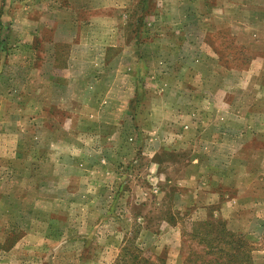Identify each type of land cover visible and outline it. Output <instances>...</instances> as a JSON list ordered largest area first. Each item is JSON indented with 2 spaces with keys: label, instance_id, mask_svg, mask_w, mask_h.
I'll return each mask as SVG.
<instances>
[{
  "label": "rangeland",
  "instance_id": "obj_1",
  "mask_svg": "<svg viewBox=\"0 0 264 264\" xmlns=\"http://www.w3.org/2000/svg\"><path fill=\"white\" fill-rule=\"evenodd\" d=\"M67 4L0 0V264H231L216 254L229 247L215 243L213 233L210 250L194 235L197 221L207 219L203 209L221 196L209 193L205 179L191 178L189 168L193 158L207 157L217 172L225 166L233 181L223 175L230 185L222 189L236 192L226 198L234 205L238 195L263 192L264 181L237 180L257 169L238 140H255L251 115L262 107L257 102L253 111L254 74L244 72L262 54L246 47L232 21L196 25L188 10L173 36V27L167 31L159 20L172 14L165 6L128 0L114 11L116 45L127 57L107 52L101 70L96 63L90 68L102 55L89 54L106 26L87 21L112 11L79 14L92 37L83 46L90 53L81 56L72 47L81 37L62 36L69 21L62 33L58 20L46 23L44 13ZM36 16L46 20L39 28ZM196 27L208 30H198L197 44ZM34 31L41 34L35 41ZM205 41L213 53L201 51ZM118 54L123 68L110 70ZM259 166L264 173V163ZM261 214L264 209L250 205L226 221L242 243L238 264H264V232L252 228ZM243 227L253 232L243 236Z\"/></svg>",
  "mask_w": 264,
  "mask_h": 264
},
{
  "label": "crops",
  "instance_id": "obj_2",
  "mask_svg": "<svg viewBox=\"0 0 264 264\" xmlns=\"http://www.w3.org/2000/svg\"><path fill=\"white\" fill-rule=\"evenodd\" d=\"M66 1H68V4L66 5V7H64V9H59L58 11L53 10L48 13H44L45 16L49 17L48 19L49 21L46 22V20H42L41 18H39V16H36L38 19L37 23L39 24L35 27L39 28L41 23H45V22L50 23V20H54V21L58 20L57 21L58 24L55 28L58 31L61 30V33H62V30L65 31L68 28L65 26L64 22L69 21L70 31L68 32V34L63 33L62 36L81 37L78 41H76L72 45V47L75 52H81V56H82L83 53L84 54L86 52L88 53V51H86L87 49L85 50L83 46L89 45L90 39H92V37L86 36L85 31L83 32L82 22L80 23V21L78 20L79 14H81L82 11L91 10L93 12L98 9L102 10L103 7L108 9L109 12L112 11L111 13L112 15H107V16L101 15V16H95V17L90 16L87 22H89V24L93 26H95L97 23L106 26V28H102L100 30V32L104 34L103 38L105 37H108L110 39L112 37L115 38L118 33L117 31L119 30L118 28L119 24H118V14L116 12L114 13V11L115 9H117L116 7L121 2L124 3L125 1H128V0H65V2ZM156 1H158L159 5L165 6V10L172 12L171 15H167V13H165L163 16L159 15V20L161 21V23L162 22L164 23V25L166 26L165 29H167V31H169V28L173 27L172 34L174 33L173 31L176 32L177 26L178 27L182 26V20L184 19L183 14L187 12L188 10H190L189 11L190 20L192 19L196 23V25L200 21H203L206 23H209L215 20L232 21V25H236V27L238 28L240 38L243 37L245 38V40L248 41L249 44H246V47L250 46V48L251 47L253 48V51H257L258 53L262 54L261 58L256 59L255 61L253 60L249 66V70H246L244 72V75L251 74L252 72L254 74V78H253V84H254L253 94L254 95H252V101H251L255 103V105L253 104V107H254L253 111H255V109H258L256 105L257 102L262 107V112H252V115H251V117L256 121V124L253 127L254 133L256 134L255 140L252 145H250L249 142L246 143L245 142L246 140H243V141L238 140V144L240 145V149H239L240 152L243 150H247V148L248 150H251V152H249L251 154L248 153L246 157L252 161H255L257 169L256 171H254L253 169V175H250L251 173L250 171H248L244 175H240L237 177V180H248V181L253 180V181L259 182L260 184L261 181H264V173L260 172V166H259V165L263 166V163H264V0H198V1L197 0H156ZM199 3L201 4L202 7L200 10L195 11V9L197 8L196 6H198ZM41 11H39L40 14L42 13ZM156 17L158 16L156 15ZM54 21H51V22H54ZM71 21H72V25H71ZM228 25L229 24L227 22V25H224V26L227 27ZM86 27L87 26H85V28ZM221 27L222 28H220L218 31H221V29H225V27L223 26ZM142 28L144 29V26ZM78 29L81 30V33L78 32ZM198 30H201V31L204 30L205 31L204 35L205 33L206 35H208L207 29H201V28L197 29L196 27V29L193 32L196 44H197L196 41L198 37ZM61 33H60V36H61ZM168 34L169 36L172 35L170 32ZM33 35H34L33 36L34 41L37 38L41 37V34L38 33L37 31H34ZM141 36L146 37L144 33H142ZM173 36H175V34H173ZM189 36L190 37L192 36V32L190 33ZM103 38L97 43V45H93L94 52L89 54L90 53L89 51L88 53L91 56L98 54V53L100 54L102 53V55L101 56L99 55L100 57L97 58V62L94 56V60L90 61L91 63L90 68H93L92 63L93 64L96 63L100 65L98 68L101 70L103 68L102 66L105 65L104 59L106 57L107 52L116 53L118 51L119 53V51H122L121 54L127 57L126 52L124 53V49L119 50L118 45H116L117 37L113 39V41H111L110 44H108L109 41L108 42L104 41ZM192 38H191V41L193 42ZM142 41H144V38H142L141 40L142 45H144V42ZM145 42H146V39H145ZM205 42L206 43L203 45V48L201 49V51L206 52L205 54L213 53L215 49L212 47V45L208 41H205ZM71 51L72 50L70 48L69 52ZM82 62H84L83 59H82ZM123 65H124L123 61H120V57L118 54L116 59L113 58L110 61L109 68L110 70H113V69L119 70L120 68H123ZM137 71L139 72V69ZM134 75H135L134 76L135 80L139 79V75H137V72ZM100 83H102L101 80L98 82H95L94 84H92V86L94 87L96 84H100ZM81 84L84 85L83 88H84L85 93H88L86 92V89H87L86 84L84 82ZM135 91H137V89ZM93 92L96 95L93 96L92 99L95 101L100 100L101 96L97 95L98 90L97 89L94 90L93 88ZM110 92L111 91H108L107 93H110ZM239 130H240V133L249 134L248 129L239 128ZM258 134H261V138L263 139V140L262 139L258 140V142L260 141V143L262 140V145L260 144L259 146H257V143H258L257 139L259 138ZM212 162L213 160L211 158L210 160H208V157L206 160L201 159L200 161L198 158H193L190 163V168H189L190 171L193 170V173H192L193 177L191 176V178H194L195 180L205 179L206 182L211 183V185L208 183L212 187L209 193L215 196L218 194L221 196V199L219 200L217 199L216 201L211 202V204H209L205 209H203L207 213V219L209 218L215 219L214 217L217 214L219 216H222V218H219V219H222L224 222H226L227 220H229L228 218L231 217L230 214L233 213V211L239 212L242 209H248L250 205H255L259 207L261 210L264 209V198H263L264 190L263 192L259 190L257 191V193L255 191V193L253 192L250 195L244 194L243 198L238 195L237 196L238 200L236 202L237 205H234L235 203H230V201H228L226 198L229 197V195L231 196V198H234L236 195V192L235 191L226 192L222 188H224V185H226L225 188L228 187L230 185L229 183H231L233 180L229 182L228 171L226 170L224 171V169H227L225 166H222L220 168L222 171L220 170L221 173H219L217 172L218 170L217 166L215 164H212ZM201 168L203 169L202 174H200ZM213 168L216 170V172L213 171L214 170ZM225 174H228V178H227L229 182L228 184L224 183L225 178L223 177V175ZM216 181H221L222 184L220 187H217L218 182ZM262 186H264V184ZM217 205H222V206L219 209H217L215 208L217 207ZM222 209L224 213L223 215H220ZM202 221L204 220H200L197 222H202ZM253 221H254V224L252 225L253 230L256 227H258L259 230L264 232V215L261 214L255 217ZM245 231L253 232L250 229L243 227L242 229L243 236H246ZM168 261L169 263H171L170 259H168Z\"/></svg>",
  "mask_w": 264,
  "mask_h": 264
},
{
  "label": "trees",
  "instance_id": "obj_3",
  "mask_svg": "<svg viewBox=\"0 0 264 264\" xmlns=\"http://www.w3.org/2000/svg\"><path fill=\"white\" fill-rule=\"evenodd\" d=\"M195 229H194L195 230L194 235L196 236L201 235L200 243L203 244L202 245L203 247H205L208 250L213 248L212 245L209 244L210 240L208 238V236H210L213 233L214 237L212 240L215 243L217 244L225 243L229 247V252L222 253V249H221V252H218L216 254H220L221 256L228 258V262L229 263L231 262V264H235L237 262V257L240 252L242 243L240 240H236L234 238V235L227 232L226 223L224 221L209 218L204 220L203 222H199L198 224H195ZM227 239H229V241ZM138 261L139 262L137 263L132 262V264H152L151 262L148 263V260H144V259H140ZM215 264L218 263L216 262Z\"/></svg>",
  "mask_w": 264,
  "mask_h": 264
}]
</instances>
